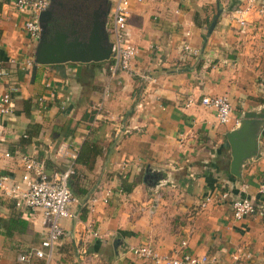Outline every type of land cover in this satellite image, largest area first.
<instances>
[{
    "label": "crops",
    "instance_id": "0c3cea01",
    "mask_svg": "<svg viewBox=\"0 0 264 264\" xmlns=\"http://www.w3.org/2000/svg\"><path fill=\"white\" fill-rule=\"evenodd\" d=\"M243 1L131 3L125 36L137 54L129 72L112 77L107 61L24 66L36 46L21 28L28 15L0 0V61L8 72L0 96L8 93L11 104L0 116V176L18 180L22 155L43 160L48 171L63 169L67 158H51L60 142L76 157L86 142L97 151L90 163L75 157L68 188L76 218L60 221L63 236L48 264H152L129 250L170 255L181 242L183 252L215 264H264V125H257V155L239 177L229 173L225 138L245 113L264 120V14L248 13L244 28L230 23L229 12ZM183 45L198 55H185ZM143 74L154 82L144 83ZM218 95L232 107L225 125L199 105ZM122 182L134 185L129 193ZM235 198H250L256 212L234 221ZM41 221L39 212L31 219L0 200V264H17V254L38 247L46 234Z\"/></svg>",
    "mask_w": 264,
    "mask_h": 264
},
{
    "label": "built area",
    "instance_id": "2783aa9c",
    "mask_svg": "<svg viewBox=\"0 0 264 264\" xmlns=\"http://www.w3.org/2000/svg\"><path fill=\"white\" fill-rule=\"evenodd\" d=\"M141 0H115L110 6L106 17V34L111 45V51L107 62L108 74L115 76L118 72H129L131 62L135 59L137 50L134 45L126 39V19L131 3H140ZM47 0H12V5L20 14H27L21 24L22 31L33 43H37L39 38V25L37 17L40 12L47 8ZM254 12L259 16L264 14V0H244L236 5L228 16V21L234 23L239 28L246 25V15ZM182 52L188 56H197L198 51L191 49L188 45H183ZM12 63V62H10ZM33 61L26 60L23 65L28 67ZM8 72L0 61V79L5 78ZM144 83L154 82L153 78L147 74L140 76ZM39 107L44 108V99L36 100ZM192 103L191 100L187 104ZM199 105L211 110L215 120L219 125L229 122L232 107L225 95L205 96L200 98ZM139 107V106H137ZM11 111L10 97L8 93L0 96V116L7 115ZM235 123V126H237ZM7 156V154H5ZM75 153L70 152L64 142H60L51 154V158L62 160L67 158V165L60 170L48 171L43 160L35 159L30 155H22L18 158L22 169L18 180L6 176H0V200H10L13 207L23 213L30 215L33 219L34 213L41 214V224L46 228L43 240L38 247L21 252L16 256L17 264H48L53 248L63 236L60 221L63 219H75L76 212L69 209L76 200L72 197L68 188L69 179L74 175ZM264 186L258 188V193H263ZM208 201L204 199V203ZM95 202L92 200L91 203ZM82 204L81 207H85ZM229 209L231 218L240 221L253 215L256 212V205L250 198H235L230 201ZM184 242L179 244V249H175L170 255L160 256L147 246L131 248L129 252L132 256L148 260L152 264H215L213 259L205 256H194L183 252ZM78 260L85 259L84 252H80ZM236 259V257H234Z\"/></svg>",
    "mask_w": 264,
    "mask_h": 264
},
{
    "label": "water",
    "instance_id": "95a60500",
    "mask_svg": "<svg viewBox=\"0 0 264 264\" xmlns=\"http://www.w3.org/2000/svg\"><path fill=\"white\" fill-rule=\"evenodd\" d=\"M82 1L88 2L89 7L86 3L75 7L64 6L59 0H49L48 8L39 13L40 33L33 54L34 64H87L108 60L111 45L105 24L110 1ZM218 16L219 12L211 20L208 32ZM261 119L262 115L245 113L236 128L225 135L230 152L229 173L233 177H239L243 163L257 155V125L260 124V128L264 125ZM146 179L145 174L142 183L146 184Z\"/></svg>",
    "mask_w": 264,
    "mask_h": 264
},
{
    "label": "trees",
    "instance_id": "16d2710c",
    "mask_svg": "<svg viewBox=\"0 0 264 264\" xmlns=\"http://www.w3.org/2000/svg\"><path fill=\"white\" fill-rule=\"evenodd\" d=\"M30 137H31L30 133H24L21 136L20 139L22 140V143L24 145H27L28 143H30ZM92 147H93L92 144H89L87 142L84 143L82 145V147H81V150H80L79 154L76 157V161H79L80 153H82V155H84L83 158H84L85 162L86 163L87 162L90 163V160L89 159H92L93 160V157L97 154V151H95ZM85 162H83V163H85ZM133 186L134 185H132V184H129L127 186V185H125V183L122 182L121 191L122 192H125V193H129L132 190V187ZM14 222L15 223H18V220H16V219H14L13 221L10 220V227H12L11 224L14 223Z\"/></svg>",
    "mask_w": 264,
    "mask_h": 264
},
{
    "label": "flooded vegetation",
    "instance_id": "af4514ba",
    "mask_svg": "<svg viewBox=\"0 0 264 264\" xmlns=\"http://www.w3.org/2000/svg\"><path fill=\"white\" fill-rule=\"evenodd\" d=\"M59 2L62 4V5H64V6H68V5H72V6H75V7H77V6H79V4L80 5H82V4H84L85 5V3L87 4L86 6H88L89 7V3L88 2H84V1H82V0H59ZM47 8H48V6H49V0H47ZM91 3H92V0H91ZM46 8V9H47ZM90 8H91V6H90ZM58 16L56 15V18H57ZM60 17V16H59ZM57 19H59V18H57Z\"/></svg>",
    "mask_w": 264,
    "mask_h": 264
},
{
    "label": "rangeland",
    "instance_id": "374dc122",
    "mask_svg": "<svg viewBox=\"0 0 264 264\" xmlns=\"http://www.w3.org/2000/svg\"><path fill=\"white\" fill-rule=\"evenodd\" d=\"M64 1V0H63ZM110 1V0H109Z\"/></svg>",
    "mask_w": 264,
    "mask_h": 264
}]
</instances>
